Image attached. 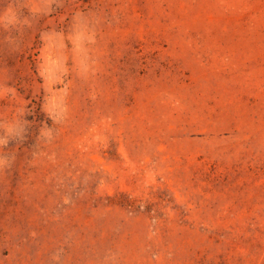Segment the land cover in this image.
I'll use <instances>...</instances> for the list:
<instances>
[{
  "label": "rangeland",
  "instance_id": "374dc122",
  "mask_svg": "<svg viewBox=\"0 0 264 264\" xmlns=\"http://www.w3.org/2000/svg\"><path fill=\"white\" fill-rule=\"evenodd\" d=\"M0 264H264V0H0Z\"/></svg>",
  "mask_w": 264,
  "mask_h": 264
}]
</instances>
